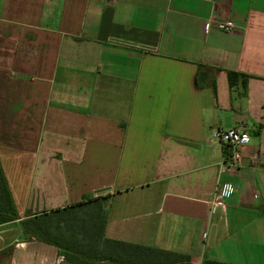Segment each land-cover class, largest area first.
<instances>
[{"label":"crops","instance_id":"1","mask_svg":"<svg viewBox=\"0 0 264 264\" xmlns=\"http://www.w3.org/2000/svg\"><path fill=\"white\" fill-rule=\"evenodd\" d=\"M238 124L223 172L213 133ZM0 165V264H58L21 222L99 191L106 241L264 264V0H0Z\"/></svg>","mask_w":264,"mask_h":264},{"label":"trees","instance_id":"2","mask_svg":"<svg viewBox=\"0 0 264 264\" xmlns=\"http://www.w3.org/2000/svg\"><path fill=\"white\" fill-rule=\"evenodd\" d=\"M84 196L72 205L25 219L21 222L27 238L57 247L65 260L74 264L117 261L112 249H127L136 254H156L163 261L189 264V257L155 249L132 246L104 239L106 211L103 203L108 195ZM3 170L0 165V225L17 220ZM204 264H224L206 261Z\"/></svg>","mask_w":264,"mask_h":264},{"label":"built area","instance_id":"3","mask_svg":"<svg viewBox=\"0 0 264 264\" xmlns=\"http://www.w3.org/2000/svg\"><path fill=\"white\" fill-rule=\"evenodd\" d=\"M220 28L223 32H231L233 23L231 21H224L221 23ZM213 138L221 146L223 151V162L221 170L223 172L234 171L240 163L239 149L246 146L250 141V136L243 124H238L233 128L227 130H219L213 133ZM213 208H222L223 203L220 200L212 202Z\"/></svg>","mask_w":264,"mask_h":264},{"label":"water","instance_id":"4","mask_svg":"<svg viewBox=\"0 0 264 264\" xmlns=\"http://www.w3.org/2000/svg\"><path fill=\"white\" fill-rule=\"evenodd\" d=\"M58 264H74V263H70L65 259H62Z\"/></svg>","mask_w":264,"mask_h":264}]
</instances>
